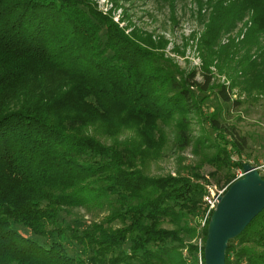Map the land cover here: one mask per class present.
Listing matches in <instances>:
<instances>
[{"label":"trees","instance_id":"trees-1","mask_svg":"<svg viewBox=\"0 0 264 264\" xmlns=\"http://www.w3.org/2000/svg\"><path fill=\"white\" fill-rule=\"evenodd\" d=\"M236 1L205 26L199 83L93 0H0V264H204L210 216L202 247L192 242L206 212L202 168L229 187L246 141L219 112L204 116L214 137L192 135L194 116L208 96L231 107L241 105L235 90L264 96L252 61L236 63L242 80L212 84L219 22L250 14L264 33V0ZM166 129L197 164L148 176ZM126 130L124 141L95 137ZM80 209L102 217L85 221ZM225 264H264V210L228 243Z\"/></svg>","mask_w":264,"mask_h":264},{"label":"rangeland","instance_id":"rangeland-1","mask_svg":"<svg viewBox=\"0 0 264 264\" xmlns=\"http://www.w3.org/2000/svg\"><path fill=\"white\" fill-rule=\"evenodd\" d=\"M97 9L103 14H110L113 21L120 28L126 30V34L136 31L138 36H150L155 43L159 42L164 48L160 50L166 57L174 62L185 72L195 70L196 81L203 82L201 52L199 50L200 38L214 13H223L225 6L231 5L234 0H93ZM224 7H222V6ZM235 7L238 2L235 0ZM241 19H237L240 18ZM250 14L240 13L236 17H226L221 25L219 36L214 43V52L220 53L219 58L214 57L210 67L213 73L212 84H229V77H235L243 66L235 67L241 61L248 66L249 62L264 68V33H256L251 27ZM233 59L230 62V59ZM245 66V65H244ZM232 69L237 70L231 71ZM236 81H240L238 75ZM233 98H240L239 107L217 103L214 96H208L202 107V115L194 116V129L192 135L207 133L208 137H214L208 129L209 122L205 115L209 116L219 112L222 126L233 127L246 141V149L243 152L240 163H248L256 168L260 176L264 177V96L240 95L239 90L233 91ZM102 143L109 144L113 141H124L132 138L133 132L126 130L115 137H103L95 135ZM173 135L169 129L165 130L164 142L159 150V155L152 158L146 167L148 176H162L167 174H182L189 167L197 164V158L193 154V148L182 151L177 150L172 142ZM234 158L232 162H236ZM202 175L207 182L217 190L228 187L225 180L218 173L214 177V170L207 166L202 168ZM242 174V170H235L234 181ZM233 181V182H234ZM232 182V183H233ZM85 221L91 218L99 220L102 214L92 212L88 214L83 209L76 211ZM200 223L198 233L203 229ZM192 242L202 245V237L199 233ZM186 253L183 251V256Z\"/></svg>","mask_w":264,"mask_h":264},{"label":"water","instance_id":"water-1","mask_svg":"<svg viewBox=\"0 0 264 264\" xmlns=\"http://www.w3.org/2000/svg\"><path fill=\"white\" fill-rule=\"evenodd\" d=\"M241 170L242 177L216 198L203 244L204 264H225L228 243L264 210V178L248 163Z\"/></svg>","mask_w":264,"mask_h":264},{"label":"built area","instance_id":"built-area-1","mask_svg":"<svg viewBox=\"0 0 264 264\" xmlns=\"http://www.w3.org/2000/svg\"><path fill=\"white\" fill-rule=\"evenodd\" d=\"M242 175H243V173L239 176V178H241ZM205 189H206V194L203 197V205L206 208V212H205L204 216L202 217V224H201L202 226L205 225L206 220L211 215V213H212V211L216 205V198L218 196H222L225 193V191L227 190V188H225L224 190L219 191L212 184L205 185ZM197 247H198V249H200L202 247V245L199 244V245H197Z\"/></svg>","mask_w":264,"mask_h":264}]
</instances>
